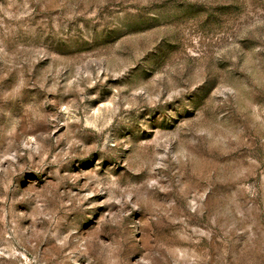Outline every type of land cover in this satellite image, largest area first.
Wrapping results in <instances>:
<instances>
[{
    "label": "rangeland",
    "instance_id": "rangeland-1",
    "mask_svg": "<svg viewBox=\"0 0 264 264\" xmlns=\"http://www.w3.org/2000/svg\"><path fill=\"white\" fill-rule=\"evenodd\" d=\"M0 264H264V0H0Z\"/></svg>",
    "mask_w": 264,
    "mask_h": 264
}]
</instances>
